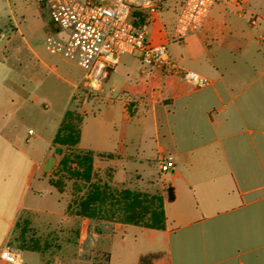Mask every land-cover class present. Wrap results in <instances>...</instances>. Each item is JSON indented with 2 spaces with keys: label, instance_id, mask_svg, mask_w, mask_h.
Wrapping results in <instances>:
<instances>
[{
  "label": "crops",
  "instance_id": "obj_1",
  "mask_svg": "<svg viewBox=\"0 0 264 264\" xmlns=\"http://www.w3.org/2000/svg\"><path fill=\"white\" fill-rule=\"evenodd\" d=\"M179 45L171 58L208 85L143 74L124 55L84 107L106 105L109 127L84 135L83 114L77 145L102 155L93 169L111 170L109 186L157 180L163 230L77 215L82 193L73 182L58 191L42 171L71 109L62 86L76 83L32 48L0 58V247L20 246L21 264H264L254 244L264 236V0H218Z\"/></svg>",
  "mask_w": 264,
  "mask_h": 264
},
{
  "label": "built area",
  "instance_id": "obj_2",
  "mask_svg": "<svg viewBox=\"0 0 264 264\" xmlns=\"http://www.w3.org/2000/svg\"><path fill=\"white\" fill-rule=\"evenodd\" d=\"M48 10L55 25L44 42L48 51L77 63L83 70L76 84V103L83 97L92 99L102 90L108 75L124 56L136 58L146 74L157 70L165 76H177L193 88L210 83L209 79L183 69L171 58L167 45L179 44L205 25L218 0H179L172 28L166 42H146L154 15L169 0H37ZM258 18L254 15L251 23ZM114 90H110L113 93ZM169 163L161 159L162 172ZM22 251L6 241L0 247V264H21Z\"/></svg>",
  "mask_w": 264,
  "mask_h": 264
},
{
  "label": "rangeland",
  "instance_id": "obj_3",
  "mask_svg": "<svg viewBox=\"0 0 264 264\" xmlns=\"http://www.w3.org/2000/svg\"><path fill=\"white\" fill-rule=\"evenodd\" d=\"M178 2L179 0H169V2L164 5V9L154 15V21L149 25L147 31L146 42L149 45L166 42V36L172 28V24L178 11ZM213 18L217 19L215 13H211L209 23L213 22ZM231 18L232 20H240L245 24V19H238L232 15ZM49 26L52 28L48 31ZM54 28L55 25L49 18L47 8L37 0H0V58L4 55L9 62L12 63L14 61L13 56L20 55L21 53L24 54L26 53L27 48H32L33 50L39 51L47 59H50V63H55L59 67L66 69L71 80L77 84L81 80L84 70L75 62L51 54L46 47L44 40L47 34L52 32ZM218 28L221 29V26ZM179 44L167 45L168 53L178 56L181 55ZM137 65L141 66L139 61H137ZM67 89L68 91L66 92L65 97H69L68 106L71 107V109H76L82 115L85 114L84 135L87 131L100 132L109 127L106 118V105L100 104L92 113L91 106H87L86 110L84 108L85 105H87L86 101L91 99L83 97L79 103H76L77 91H75L73 86L68 87L66 85L62 86L61 91L63 92ZM59 109L58 105L55 106L50 104L48 112L59 111ZM27 127L35 129L33 122ZM52 156L55 158V163L51 171L45 173V176H48L49 180H62V191L65 193L72 192V181L66 180L64 174H58L54 171V166L60 160L62 154L53 151ZM100 161L103 160L99 159L97 162L99 165L101 163ZM111 166L112 168L114 166L119 168V163L112 162ZM110 172L111 170L102 169L101 166L97 167V171H95L97 178L101 181L106 180V178L110 176ZM110 186L117 189L123 188L122 186H113L111 184ZM127 188L134 191H141L149 195H159L160 193V186L157 180L155 182L145 180L144 182ZM254 244L255 246H262L264 244V236L260 239H256ZM12 245L15 246L13 241ZM15 247L21 250L20 246L16 245Z\"/></svg>",
  "mask_w": 264,
  "mask_h": 264
},
{
  "label": "trees",
  "instance_id": "obj_4",
  "mask_svg": "<svg viewBox=\"0 0 264 264\" xmlns=\"http://www.w3.org/2000/svg\"><path fill=\"white\" fill-rule=\"evenodd\" d=\"M82 117L76 109L66 110L52 141L62 154L54 166L55 173L64 174L66 180L73 182L74 191L82 193L77 201V215L163 230L164 202L160 195L113 188L97 178L93 161L96 156L102 155L77 148ZM49 182L58 191L63 190L62 180ZM166 200H173L169 188Z\"/></svg>",
  "mask_w": 264,
  "mask_h": 264
},
{
  "label": "water",
  "instance_id": "obj_5",
  "mask_svg": "<svg viewBox=\"0 0 264 264\" xmlns=\"http://www.w3.org/2000/svg\"><path fill=\"white\" fill-rule=\"evenodd\" d=\"M54 163H55V158H54V156H52V155L49 156L48 159L46 160V162H45L43 168H42V171H43L44 173L51 171V169H52Z\"/></svg>",
  "mask_w": 264,
  "mask_h": 264
}]
</instances>
